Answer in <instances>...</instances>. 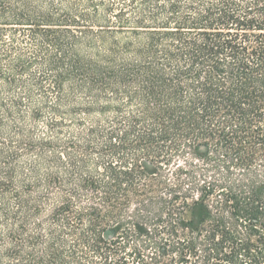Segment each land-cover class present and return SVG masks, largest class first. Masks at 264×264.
<instances>
[{"label": "trees", "instance_id": "1", "mask_svg": "<svg viewBox=\"0 0 264 264\" xmlns=\"http://www.w3.org/2000/svg\"><path fill=\"white\" fill-rule=\"evenodd\" d=\"M0 264H264V0H0Z\"/></svg>", "mask_w": 264, "mask_h": 264}]
</instances>
